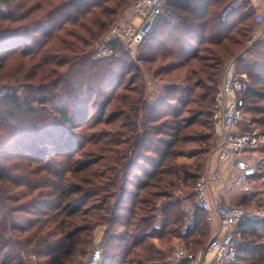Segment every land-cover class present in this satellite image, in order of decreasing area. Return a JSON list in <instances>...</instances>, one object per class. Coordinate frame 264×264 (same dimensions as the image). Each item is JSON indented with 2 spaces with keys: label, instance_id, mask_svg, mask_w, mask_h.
I'll list each match as a JSON object with an SVG mask.
<instances>
[{
  "label": "trees",
  "instance_id": "1",
  "mask_svg": "<svg viewBox=\"0 0 264 264\" xmlns=\"http://www.w3.org/2000/svg\"><path fill=\"white\" fill-rule=\"evenodd\" d=\"M231 1L167 2L138 61L154 79L184 77L152 102L121 41L96 59L135 0H0V84L27 92L0 100V264H87L98 227L102 264H171L176 241L206 249L207 214L195 209L183 231L189 217L174 197L196 186L213 149L220 68L250 40L255 10L227 13ZM240 65L245 110L251 97L264 130V62ZM236 234L234 264H264V220Z\"/></svg>",
  "mask_w": 264,
  "mask_h": 264
},
{
  "label": "built area",
  "instance_id": "2",
  "mask_svg": "<svg viewBox=\"0 0 264 264\" xmlns=\"http://www.w3.org/2000/svg\"><path fill=\"white\" fill-rule=\"evenodd\" d=\"M169 0H135L130 17L121 19L104 39L96 54L97 60L110 58L113 54L109 45L121 41L131 53L139 50L146 38L153 32ZM249 3L255 10L254 28L246 47L231 56L226 71L217 85L214 125L217 130V144L213 158L200 173L193 189L195 209L207 214L208 220L217 221L206 249L196 254L185 247H174L171 264H234L237 258L238 239L236 230L246 219L264 220V211L258 212L242 205H235L230 194L239 187L243 195H250L255 177L259 173L264 151V134L258 130H244L242 123L245 112V97L249 80L239 72V65L246 62L249 53L258 41L264 39V0H233L227 10ZM14 94L11 89L0 87V100ZM228 166V168H225ZM220 189L215 193V187ZM191 214L183 231L193 226ZM29 262L35 263L36 256L23 254ZM103 251L96 244L95 251L87 264H102Z\"/></svg>",
  "mask_w": 264,
  "mask_h": 264
},
{
  "label": "rangeland",
  "instance_id": "3",
  "mask_svg": "<svg viewBox=\"0 0 264 264\" xmlns=\"http://www.w3.org/2000/svg\"><path fill=\"white\" fill-rule=\"evenodd\" d=\"M132 6H133V4L131 6H129L128 8H126L122 12V14L120 16V19H119V22L121 21V19H123L125 17L126 13L129 14L131 12ZM2 10L4 12H7V10L4 9V8H2ZM254 27L255 26H253V28ZM102 44H103V42L99 46H97V50L98 51L102 47ZM239 53H237V54H239ZM139 54H140V49L138 51H136V52H132L131 53L132 56H130L133 64L136 65L135 66V71L138 74L137 75L138 79H139L138 82L142 83V81H144V84H146V86H147V93H149L152 102H154L155 100L161 99V98L162 99L165 98L166 97V91L163 90V87L166 86V85L171 86V84H173V82L176 81L175 78L177 76H179V77L183 76L184 77L183 72L182 71H177V72H175L173 75H171L169 77L154 79L152 77V72H150L149 69H148V65L144 64L143 62L138 61ZM233 55L234 54L230 55L228 57V59L224 62L222 68H220V73H221L220 74V79H221L222 75L224 74V72L226 71V65L230 61V59H231L230 57L233 56ZM256 61L264 62V39L257 42L256 46L249 53V57H248V60L246 62L249 63V62H256ZM243 63H245V62H243ZM240 66L241 65H239V67ZM239 70H241L242 74H244L242 66H241V68ZM247 78H248V76H247ZM171 79L174 80V81H172ZM219 82H220V80H218V83ZM174 83L181 85L180 81H177V82H174ZM0 87H2L4 89L6 88V89L13 90L14 93L18 94V96H19V98L21 99L22 102H24L25 99L27 98V92L25 91V89L10 88L5 83H1ZM181 88H183V87H181ZM120 90H121V88L116 93H118ZM255 90L256 91H260L261 89H257L256 88ZM260 92H264V91H260ZM263 104L264 103H262L261 105H263ZM3 106L4 105L0 101V108H1L2 112L4 111V107ZM35 106H36V104H35ZM171 106H174V105L172 104ZM98 107L96 106V108H91L90 117H89V121L90 122H94L99 117V113H98V109H97ZM253 107H254L253 99L251 97H249L247 99V101H246V110L244 112V119H243V123H242V129H244V130H258L259 132L264 134L263 128L261 126H259L258 124H254V119H253L254 118V114L251 113V109ZM164 110H167V109H164ZM167 111H169V110H167ZM214 129H215V135H214V139H213V143H212L213 144V149H212V152H211V154L209 156L208 161L206 162V165L209 162H211V159L213 158V154L215 152V147H216V144H217V130H216L215 127H214ZM80 132H81V130L77 131V133H80ZM76 139H77L76 142H78V144H80V145L84 144L81 139H79V138H76ZM259 156H261L262 160L264 161V151L259 153ZM263 161H262V163H263ZM262 163L260 164V166L262 165ZM206 165H205V167H206ZM230 198H232V200H235L233 202L235 205H242V206H244V207H246L248 209H252V210H255V211H258V212H263L264 211V180H254L253 190H252L250 195H243L241 189L239 187H235L234 191H232L231 194H230ZM174 200L177 201V202H180L181 209L184 210L185 214L189 218H190L191 214H193L195 212V197H194V194H193L192 190L191 191L184 190L182 192L177 191L175 193ZM159 216H162V215L159 214ZM206 221L210 225V226L207 225L210 228V231H209V234H208V237H207V241H209L211 236H212V230H213L212 229V225L213 224H212V222H210V220H208V218L206 219ZM93 234H94L95 247H96V244H98V246H99V243H100V241L102 239V235H103L102 228L101 227L96 228L94 230ZM237 239H239V236H237ZM176 244L178 246H175V247L185 246V244L182 243L181 241H176ZM165 249L168 252V257H169L168 259H169V262H170V257L171 256L173 257L172 254L174 252V245H173V248H172V252L169 249H167V248H165Z\"/></svg>",
  "mask_w": 264,
  "mask_h": 264
},
{
  "label": "crops",
  "instance_id": "4",
  "mask_svg": "<svg viewBox=\"0 0 264 264\" xmlns=\"http://www.w3.org/2000/svg\"><path fill=\"white\" fill-rule=\"evenodd\" d=\"M127 16L130 17V13H129V14L126 13V14H125V17H127ZM125 17H124V18H125ZM211 161H212L213 163H215V158H212ZM225 168H228V166H226ZM219 189H220V187H219V185H217V186L215 187V191H214V192L216 193ZM233 191H234V190H233ZM230 201L233 203L235 200H232V198H231ZM212 224H213V225H212V229H213V230H212V233H213V231H215V229L217 228L218 223H217L216 220H214V221L212 222ZM173 245H174V247H175V246H178V245L176 244V242H174ZM182 247H183V246H182Z\"/></svg>",
  "mask_w": 264,
  "mask_h": 264
}]
</instances>
